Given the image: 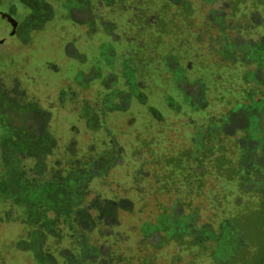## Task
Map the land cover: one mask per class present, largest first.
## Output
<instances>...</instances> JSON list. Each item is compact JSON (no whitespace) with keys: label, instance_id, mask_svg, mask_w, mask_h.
Wrapping results in <instances>:
<instances>
[{"label":"rangeland","instance_id":"rangeland-1","mask_svg":"<svg viewBox=\"0 0 264 264\" xmlns=\"http://www.w3.org/2000/svg\"><path fill=\"white\" fill-rule=\"evenodd\" d=\"M25 1L0 38L45 113L16 146L43 127L51 142L21 153L25 181L0 150V264H260L264 0H89L117 42L86 79L92 10L75 0L53 25Z\"/></svg>","mask_w":264,"mask_h":264},{"label":"flooded vegetation","instance_id":"flooded-vegetation-1","mask_svg":"<svg viewBox=\"0 0 264 264\" xmlns=\"http://www.w3.org/2000/svg\"><path fill=\"white\" fill-rule=\"evenodd\" d=\"M74 1L75 0H47L46 4L48 3L51 5V17L47 21V24L48 22L53 25L59 23L60 21L58 22V20H61L63 17H69L71 19V16L75 17V15H72L74 12L71 14L69 13V9L74 8L71 7ZM84 2L87 4L88 8L92 10L91 16L92 20H94L93 29L91 27L90 29L92 30L87 33L91 34V39L94 38L91 40V43L97 48L100 55V60L97 61L87 59L83 62L75 61L77 66L83 70V73L81 74H83V78L86 79L87 75L92 74L93 69L96 70V72L102 71L104 63L110 65L108 71H112L114 63H116V60L113 57V49L117 39L114 37V27L111 26V30L107 29L108 21L101 19L102 17H100V13L96 8L91 7L89 0H84ZM73 11L77 12L75 8ZM32 15L33 10L25 0H0V16L4 21L9 23L10 32H14V35H17L18 32L23 29L24 25ZM85 19L86 18L83 17V21H80V23H85ZM99 20H101V25L97 28L96 24ZM113 21L116 22L115 19H113ZM104 26L106 27V30ZM50 28H52V26ZM43 30V28H33L30 30L29 39L27 40L28 44L24 45V41L23 46L25 48L29 47L34 31L40 32ZM31 48L35 47L31 46ZM104 48H107L110 51L111 58H105ZM28 49L29 48H27V50ZM10 53V46L7 44V41L0 38V98H3L0 100V150L2 152L1 154L5 155L6 158L9 150H11L13 157L18 160V169L20 171L19 174L17 172L15 179H22V181H25L24 172L29 171L30 173L31 171L28 170L26 164L21 162V153H23L25 149L31 148V146L35 148V145L37 146V150H43L46 148L47 144H50L51 140L49 133H47L46 129L42 126L43 135L40 139L27 140L29 143H27L28 146L26 148L19 147V145L16 146L20 140L19 128L23 127L22 123H25V125L33 124L35 122L34 113H45V109L37 100H35V96L29 92V89L23 83L21 76L25 74L23 68L20 66L11 71L7 70L6 60ZM53 68H55L54 65ZM101 75L104 76L103 74ZM29 110L31 111L29 112ZM86 115L88 116V114ZM90 116L93 118L95 117L94 113H91ZM7 118L8 120H6ZM46 138H48L47 142ZM31 176L28 175V178H31ZM8 181H10V174H5V178L0 179V183H7Z\"/></svg>","mask_w":264,"mask_h":264},{"label":"trees","instance_id":"trees-1","mask_svg":"<svg viewBox=\"0 0 264 264\" xmlns=\"http://www.w3.org/2000/svg\"><path fill=\"white\" fill-rule=\"evenodd\" d=\"M263 196H264V192H263ZM261 203L262 204L259 205V206L261 208V213L263 214L262 217H264V200ZM261 226L263 227L262 229L264 231V218H263V221H262V225ZM262 250L264 252V244H263ZM260 264H264V257L261 259Z\"/></svg>","mask_w":264,"mask_h":264}]
</instances>
